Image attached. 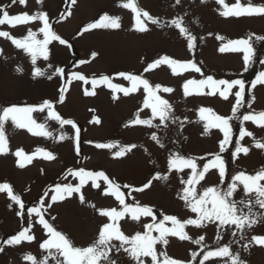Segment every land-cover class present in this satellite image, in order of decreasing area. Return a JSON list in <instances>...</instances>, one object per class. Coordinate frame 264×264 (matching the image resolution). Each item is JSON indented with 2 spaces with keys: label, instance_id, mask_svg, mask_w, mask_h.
<instances>
[{
  "label": "rangeland",
  "instance_id": "obj_1",
  "mask_svg": "<svg viewBox=\"0 0 264 264\" xmlns=\"http://www.w3.org/2000/svg\"><path fill=\"white\" fill-rule=\"evenodd\" d=\"M126 0H77L72 6V15L66 20L60 21L69 7L68 0H43V4L37 0H27V6L19 3L11 5V0H0V6H8L10 15L27 12L34 15L37 12L48 13L53 30L72 45H60L53 41L49 47L52 55L48 61L42 58L37 61L36 66L41 67L46 73H53L55 68L63 67L64 76H53L52 80L46 77L34 78L32 76L33 65L27 53L15 48L10 40L0 37V110L4 107L17 105H39L44 100L54 103L57 111L63 118L73 119L80 128V148L77 154L75 148V130L71 126L61 127L58 122L46 120L47 111L44 113H33V118L38 123H46L47 130L51 133L49 137L34 136L27 129L15 127L11 121L5 124V134L8 141V154L0 155V183L8 182L13 186L15 194L22 197L26 208L38 206L41 196L48 193L45 198L47 203L51 202V190L56 184H77L79 181L69 172H75L80 168L86 171H104L111 179L121 186L130 184L133 187L142 186L155 172L168 174L167 160L170 153L179 152L186 157L197 158L202 167L203 163L211 157L210 153L219 152V140L223 133L219 129H212L209 135H202L203 122L199 120V108L206 107L220 116L229 117L235 98L229 96L224 100L217 93L214 96L192 94L185 96L183 84L190 79L197 81L212 76L214 79H243L246 83L245 103L239 109L230 123L233 126V144L227 146V150L220 155L228 167V178L222 187H226L233 174L245 171L247 174H255L264 168V150L255 148L253 137H245L241 144L249 147L248 155L240 154L233 160L231 152L234 151L235 140L239 138V128L245 127L254 134L256 140H264V128L258 127L252 121H244L245 114H258L264 112V85L257 84L256 88L248 91L250 82L256 74L264 71V65L259 60L264 58V41H256V62L244 71L242 52L218 51L228 40L246 38L250 35H264V16L252 15L242 17L225 18L220 15L224 10L216 0H181V4H175V0H135L138 6L147 10L150 14L160 19L165 26L149 24L147 33H139L132 29L134 13L130 9L120 6ZM249 0H240L242 5L248 4ZM228 6H233L236 0H225ZM252 5H264V0H251ZM107 12L113 16L121 17V29H97L78 35V32L88 23L94 22L100 15ZM182 18L185 26L189 28L192 35L196 36L195 48H187L186 37L179 33V29L171 25V21ZM42 27L40 21H34L28 25H18L12 28L8 25H0V31H9L16 38H23L31 29L37 33L38 39H43L39 33ZM211 34V35H210ZM222 36L224 40L216 37ZM263 43V44H262ZM98 55L95 59L91 53ZM167 55L180 62L189 60L195 62L201 68V72L183 71L174 74L167 65L145 72V67L154 61ZM88 61L81 64L80 61ZM52 64V68L48 64ZM23 68V72L16 69ZM129 72L147 79L151 85H161L174 89L171 93L160 92L162 98L168 100L172 105L173 115L178 118L176 122L169 120L161 124L158 119L153 124L159 127L149 128L147 126L124 125L131 121L138 110L142 119L151 118V110L144 108V100L147 94L141 87L135 93L124 96L115 93L120 99L113 100V92L106 85L95 88V95L85 96L84 89L93 90L90 83L73 80L69 85L64 103H58V88L69 78L72 73L85 75L90 81L101 75H108L112 82L122 87H130L129 81L118 76V72ZM193 86L190 85V88ZM204 92L209 89L205 88ZM235 91V89L233 90ZM255 100L251 101V97ZM251 102V108L248 103ZM94 109V111H90ZM93 116H98L101 124L90 123ZM185 118H187L185 120ZM156 133L164 144L160 147L151 139V134ZM61 135L66 138L61 140ZM91 141L92 143H88ZM95 143H118L120 146L136 144L137 147L123 158H114L112 153L118 149H97ZM50 151L56 157L52 161L42 158L37 149ZM23 149L25 154L33 155L35 158L24 168L17 164L14 153ZM205 157L204 160H199ZM189 170H185L187 172ZM184 173L171 172L167 181H156L154 186L144 192H132L127 196L128 203L139 201L141 205L153 207L158 219H162L160 213L175 215L181 220L194 218L184 202L177 198V191L182 187L179 178ZM207 186L219 183L216 170L209 172L205 180L201 182ZM199 187V186H198ZM127 195L129 189L121 188ZM86 200L95 203L97 207H117L118 202L113 197H106L97 189L91 187V182L83 188ZM135 197V200L132 199ZM238 199L240 197H237ZM9 204L12 207H9ZM47 207V204L45 205ZM18 206L14 204L6 193H0V264H30L26 256L31 254L38 260L44 259L47 253L40 249L37 242L46 239V235L38 224L32 229L36 241L31 244L25 242L19 246H9L5 241L27 227L32 220L27 217L22 219L16 215ZM257 211H264L256 209ZM56 219L52 220L51 217ZM49 220L58 230L66 233L76 246H87L98 233V228L106 218H101L88 204H80L78 197L74 194L63 202L52 205L45 213ZM23 224H22V220ZM144 222H151V218H142ZM121 230L126 235H134L137 231H143L137 222L125 218L120 222ZM22 224V225H21ZM166 226L171 227L170 222ZM186 232L193 240L203 235L205 240L201 245L192 241H181L178 237H168L167 246L157 245L158 251H166L171 258L180 259L188 264H199L204 253L215 250L219 246L230 244L234 253H239L245 264H264V246L249 243L252 236L264 235V223L257 224L252 229L245 230V239L239 240V235L232 236L231 232L224 231L223 239L216 240L217 229L214 225L207 228L196 229L188 226ZM157 235V233H153ZM239 240L238 243L233 241ZM247 245V248H245ZM198 254L195 260L192 253ZM150 259V258H149ZM49 264L55 262L49 259ZM205 264H228L227 258H210Z\"/></svg>",
  "mask_w": 264,
  "mask_h": 264
},
{
  "label": "snow or ice",
  "instance_id": "obj_2",
  "mask_svg": "<svg viewBox=\"0 0 264 264\" xmlns=\"http://www.w3.org/2000/svg\"><path fill=\"white\" fill-rule=\"evenodd\" d=\"M69 7L64 14H61L60 21L66 20L72 15V6L77 4V0H68ZM203 2V0H202ZM219 5H222L224 10L220 12L225 18L228 17H242L261 15L264 16V5H252L251 0L248 4L242 5L240 0H236L235 5L228 6L225 0H216ZM19 3L27 6V0H11V5ZM37 3L43 4V0H37ZM175 4H181V0H175ZM8 6H0V25H8L15 28L18 25H28L34 21H40L42 27L39 28V33L43 34V39L37 38V33L31 29L27 31L25 37L16 38L11 35L9 31H0V37L6 38L17 49L23 50L31 59L33 65L32 76L34 78L46 77L52 80L53 76H64L65 69L63 67L55 68L54 72L46 73L41 67L36 66L39 59L48 61L52 55V49L49 47L53 41H58L60 45H67L72 47L67 40L61 38L52 28V23L47 12L40 11L34 15L27 12L10 15L7 10ZM124 9H130L134 13V23L132 29L139 33H147L149 31V24L165 26L164 23L157 17L150 14L147 10L141 9L135 0H126L120 4ZM171 25L179 29V33L186 37L187 48L192 50L195 48L196 36L192 35L189 28L185 26L182 18H176L171 21ZM121 17L113 16L105 12L100 15L97 20L85 25L78 35L90 32L97 29H121ZM211 35V34H210ZM218 40H224V37L217 36ZM264 41V35H250L246 38L228 40L218 51L220 53L226 52H242L244 61V71L247 72L249 67L256 62L255 42ZM2 51V50H0ZM98 54L91 53L93 59ZM88 61L81 60L84 64ZM261 65H264V58L259 60ZM161 65H167L171 68L174 74L183 71L201 72V68L191 60L187 62H180L176 59L170 58L167 55L155 59L149 63L144 71H152ZM52 68V64H48ZM17 72H23V68L18 67ZM116 76L129 81L130 87H122L112 82V78L108 75H101L99 78H88L78 72L72 73L59 88H58V103H64L66 93L69 90V85L73 80L90 83L93 90L84 89L85 96L95 95V88L99 85H106L113 92V100H118L120 97L115 93H122L125 97L135 93L143 88L147 94L144 100V108L151 110V118L142 119L140 112L137 111L135 117L125 124L129 126H147L149 128L159 127V124L154 125L153 120L158 119L161 124L172 120L176 122L177 117L173 115L172 105L168 100L159 95L160 92L171 93L174 91L171 87H162L161 85H151L147 79L139 75H134L129 72H118ZM257 84L264 85V71L256 74L255 78L250 82L248 91L256 88ZM190 85L193 86L190 88ZM207 88L208 92L203 90ZM235 89V91H233ZM185 96L192 94H202L214 96L217 93L224 100H228L229 96L235 98V103L231 109L233 115L224 117L217 115L212 109L201 107L199 108V120L203 122L202 135H209L212 129H219L223 133V138L219 140V152L208 154L211 158L203 163L202 167L198 163L197 158L186 157L179 152H172L167 160L168 174H161L155 172L150 179H148L142 186L133 187L130 184L121 186L114 179H111L104 171H86L80 168L75 172L70 171V175H74L78 179V183L73 184H56L51 190L54 192L50 199L52 203H47L45 193L40 197L38 206L27 207L22 200V197L15 194L13 186L8 182L0 183V193H6L7 197L18 206L16 215L24 219L25 211L27 217L32 220L27 227L20 230L16 235L10 236L5 243L9 246H19L25 242L31 244L36 241V237L32 234V229L38 224L43 229L46 239L42 242H37L40 249L47 253V256L42 260H38L33 255L26 256V260L30 264H49V259L53 260L55 264H185V261L171 258L166 251H158L157 245L167 246L169 243L168 237H178L181 241H192L196 245H201L205 240L203 235L198 239L193 240L192 237L185 231L186 227L192 226L196 229L207 228L209 225H214L217 229V242L223 239L224 231L231 232L232 236L239 235V240L245 239V230L252 229L260 223H264V168L256 171L255 174H247L245 171H239L233 174L226 187H222L228 178V167L225 160L220 155L227 150V146L233 144V126L230 121L236 117L237 112L245 103L246 83L243 79H214L212 76H207L202 80L190 79L183 84ZM255 100V96L251 97V101ZM251 102L248 103V108H251ZM47 111L46 120H52L59 123L61 127L71 126L75 130V152L80 153V128L73 119L63 118L62 115L56 111L55 105L50 100H44L39 105H12L4 107L0 110V155L8 154V141L5 134V124L8 121L20 129H27L29 133L34 136L49 137L51 133L47 130L46 123H38L33 118V113H44ZM94 111V109H90ZM187 118H185L186 120ZM244 121H252L258 127L264 128V112L258 114L248 113L243 115L241 124ZM90 123L99 125L101 120L98 116H93ZM239 138L235 140L234 151L231 152L233 160L237 159L240 154L248 155L250 148L241 144L245 137H253L254 146L257 149L264 150V140H256L254 134L248 131L245 127L239 128ZM66 137L61 135L60 139ZM151 139L155 141L160 147L164 144L158 138L156 133L151 134ZM88 143H92L89 141ZM97 149H118L112 153L114 158H123L133 149L137 147L136 144H129L120 146L118 143H95ZM37 153L42 155V158L48 161L56 159L50 151L37 149ZM17 158V164L20 168H24L26 164H30L35 158V154H25L23 149H18L14 153ZM205 157H200L199 160H204ZM185 170H189L185 172ZM212 170H216L219 176V183L213 186H207L201 182L205 180L206 175ZM184 173L187 178L181 176L179 182L182 187L177 191V198L184 202L185 206L190 209L191 213L195 214L194 218L185 220L179 219L175 215H168L160 213L162 219L157 218L153 207L148 205H141L139 201L135 203H128L127 196L132 192H144L154 186L156 181H167L171 172ZM91 182V187L101 192L103 196L113 197L118 202L117 207L102 208L97 207L95 203L86 200L83 192L85 185ZM199 186V187H198ZM129 189L130 192L125 194L121 188ZM74 194L78 197L80 204H88V206L95 210L101 217L106 218L98 228V233L90 244L87 246H76L74 241L64 232L58 230L48 219L45 218V213L52 207L54 203L63 202L72 198ZM237 197H240L239 199ZM135 200V197H132ZM47 204V207L45 206ZM11 208L12 205L9 204ZM129 218L133 222H137L143 228V231H137L134 235H126L120 226V221ZM142 218H151V222H144ZM52 220L56 217L52 216ZM170 222L171 227L166 226ZM153 233H157L154 235ZM239 240L233 241L238 243ZM249 243L264 246V235H255L251 237ZM247 248V245H245ZM4 248L0 247V252ZM198 254L192 253V259L195 260ZM150 258V259H149ZM210 258H227L228 264H245L240 258L239 253H234L230 244L219 246L215 250L204 253L203 259L199 260V264H205ZM191 264V261L188 262Z\"/></svg>",
  "mask_w": 264,
  "mask_h": 264
},
{
  "label": "trees",
  "instance_id": "obj_3",
  "mask_svg": "<svg viewBox=\"0 0 264 264\" xmlns=\"http://www.w3.org/2000/svg\"><path fill=\"white\" fill-rule=\"evenodd\" d=\"M262 44H263V43H262ZM55 109H56V108H55ZM56 111H57V109H56ZM21 220H22V219H21ZM22 224H23V220H22ZM22 224H21V225H22ZM13 235H15V234H13Z\"/></svg>",
  "mask_w": 264,
  "mask_h": 264
}]
</instances>
